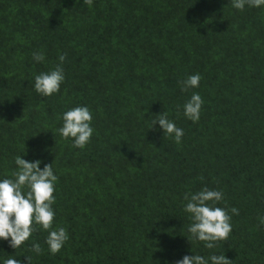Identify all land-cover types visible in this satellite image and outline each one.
<instances>
[{
  "label": "trees",
  "instance_id": "trees-1",
  "mask_svg": "<svg viewBox=\"0 0 264 264\" xmlns=\"http://www.w3.org/2000/svg\"><path fill=\"white\" fill-rule=\"evenodd\" d=\"M64 53L60 91L39 94L35 76ZM197 73L199 87L182 91ZM193 93L204 101L197 122L183 109ZM78 106L93 116L83 149L58 131ZM162 113L183 129L181 143L153 127ZM16 156L53 163V229L69 239L52 254L37 225L17 249L0 239V264H176L185 255L212 264L213 254L264 264V5L0 0V181L15 179ZM205 187L223 193L215 206L231 216L228 239L212 249L191 239L184 210L185 193Z\"/></svg>",
  "mask_w": 264,
  "mask_h": 264
},
{
  "label": "clouds",
  "instance_id": "clouds-1",
  "mask_svg": "<svg viewBox=\"0 0 264 264\" xmlns=\"http://www.w3.org/2000/svg\"><path fill=\"white\" fill-rule=\"evenodd\" d=\"M89 6L93 0H83ZM261 7L264 0H232L235 9L243 11L245 6ZM67 54L59 56L60 64L49 72H43L35 76L34 88L43 96H51L60 91V86L65 80L64 70L61 67ZM33 59L37 62L45 60L43 52H34ZM202 77L200 74L190 75L180 82L181 90L187 92L191 88L199 87ZM204 101L199 93H193L190 99L183 105L184 114L193 122L200 119V113ZM63 126L58 129L65 139L72 138L73 147L83 149L90 142L94 129L91 126L93 116L87 106L74 107L62 116ZM159 123L164 133L173 137L177 144L181 143L184 135L183 129L168 118L167 113L157 115L153 120V127ZM152 127V128H153ZM15 164L18 170L12 175L15 179L5 178L0 181V239L9 241L12 248L21 247L37 231V225L49 231L46 243L52 254H57L69 239L64 227L53 229L55 219V184L58 177L54 174L53 163L46 164L41 169V161L29 162L21 156H16ZM25 189H27L25 191ZM187 201L185 211L191 214L192 223L189 226L191 239L205 242L209 249L216 247V242L226 241L232 232L231 216L228 210L215 206L223 199V193L218 190H210L205 187L196 193H185ZM211 202V203H210ZM233 214L238 215L239 210L231 208ZM264 224V217H258ZM189 239V238H188ZM190 241V239H189ZM32 251L37 254L43 250L39 243L32 245ZM212 264H231L225 255H211ZM28 264L31 257L27 256ZM3 264H24L16 258L5 259ZM176 264H208L201 255H185Z\"/></svg>",
  "mask_w": 264,
  "mask_h": 264
}]
</instances>
